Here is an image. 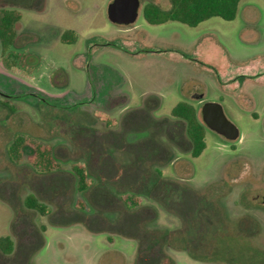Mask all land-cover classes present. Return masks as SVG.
<instances>
[{"label":"rangeland","instance_id":"obj_1","mask_svg":"<svg viewBox=\"0 0 264 264\" xmlns=\"http://www.w3.org/2000/svg\"><path fill=\"white\" fill-rule=\"evenodd\" d=\"M111 1L0 0V12L20 13L6 52L0 42V239L14 243L0 264H264V208L253 205L264 188V0L197 26L145 19L147 2L170 0H141L137 20L117 24ZM242 74L256 77L235 88ZM199 94L240 137L206 125L193 156L172 110L189 102L201 115ZM18 134L51 143L62 167L12 161ZM75 161L92 179L81 192ZM29 193L47 214L25 205Z\"/></svg>","mask_w":264,"mask_h":264},{"label":"trees","instance_id":"obj_2","mask_svg":"<svg viewBox=\"0 0 264 264\" xmlns=\"http://www.w3.org/2000/svg\"><path fill=\"white\" fill-rule=\"evenodd\" d=\"M169 9H163L155 2H147L143 8L145 19L152 24L163 23L168 20H177L190 26H197L202 21L213 16H219L226 20H233L237 16L241 0H170ZM20 19V13L14 9H4L0 12V42L3 52H6L16 37L15 24ZM62 39L67 41V34ZM8 56V54H7ZM173 116L182 119L186 123L187 135L192 142V155L199 156L206 147L205 127L201 115L196 106L189 102H179L172 110ZM29 149V151H27ZM12 161L18 162L27 158L33 168L40 173H48L62 167V163L54 156L51 143L45 142L31 135H16L7 148ZM71 170L77 177V189L79 192L89 188L92 179L89 176L86 163L75 161L71 163ZM137 197L127 198L132 205L138 204ZM83 204V203H82ZM25 205L38 210L41 214H47L48 205L43 203L35 194L29 193L25 197ZM84 206V205H82ZM85 207V206H84ZM0 246L4 252L10 253L14 243L9 236L1 237Z\"/></svg>","mask_w":264,"mask_h":264},{"label":"water","instance_id":"obj_3","mask_svg":"<svg viewBox=\"0 0 264 264\" xmlns=\"http://www.w3.org/2000/svg\"><path fill=\"white\" fill-rule=\"evenodd\" d=\"M141 0H112L108 5V17L117 24L134 23L139 15ZM204 123L228 140L240 137L239 128L227 118L223 105L217 101H205L202 106Z\"/></svg>","mask_w":264,"mask_h":264},{"label":"flooded vegetation","instance_id":"obj_4","mask_svg":"<svg viewBox=\"0 0 264 264\" xmlns=\"http://www.w3.org/2000/svg\"><path fill=\"white\" fill-rule=\"evenodd\" d=\"M253 77H256V75L254 74H242V75H239L237 76L236 78L234 79H231L230 80V84L233 85L235 88H244V83L249 80L250 78H253ZM198 99L199 101L201 102V107H200V111H201V115H202V106L205 102V100L203 99V95L199 94L198 95ZM256 203H253L254 205V208L255 207H261V208H264V188H263V191L258 194V196L256 197Z\"/></svg>","mask_w":264,"mask_h":264}]
</instances>
